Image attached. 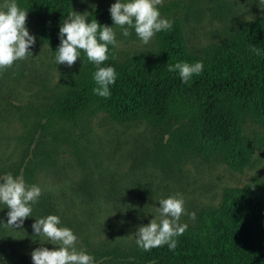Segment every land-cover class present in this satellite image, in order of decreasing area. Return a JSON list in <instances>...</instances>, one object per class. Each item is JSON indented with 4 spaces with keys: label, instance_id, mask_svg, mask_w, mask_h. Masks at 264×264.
I'll use <instances>...</instances> for the list:
<instances>
[{
    "label": "rangeland",
    "instance_id": "obj_1",
    "mask_svg": "<svg viewBox=\"0 0 264 264\" xmlns=\"http://www.w3.org/2000/svg\"><path fill=\"white\" fill-rule=\"evenodd\" d=\"M115 2L71 0V11L88 15ZM157 7L162 18L179 21L187 52L198 58L240 24L264 19V0H163ZM108 26L118 42L117 60L154 51L156 34L144 44L134 28L125 37L111 18ZM26 27L35 37L32 55L0 71V176H19L26 165V184L42 194L20 228L3 224L9 209L0 203V264H33L32 251L55 247L32 228L48 215H57L60 226L77 236V248L89 252L127 247L138 227L157 215L158 202L171 195L183 197L179 222L191 227L220 205L225 190L264 188V128L254 123L243 126L250 155L239 168L218 155L181 148L170 128L146 120L117 123L98 111L46 123L43 110L70 86L76 65L56 63L29 14Z\"/></svg>",
    "mask_w": 264,
    "mask_h": 264
},
{
    "label": "trees",
    "instance_id": "obj_2",
    "mask_svg": "<svg viewBox=\"0 0 264 264\" xmlns=\"http://www.w3.org/2000/svg\"><path fill=\"white\" fill-rule=\"evenodd\" d=\"M36 21L41 40L53 56L60 44L59 28L71 12V0H16ZM108 7L86 15L108 25ZM155 35V49L147 56L116 59L112 45L108 60L116 81L110 96L93 93L95 65L83 50L75 62L76 73L43 110L46 123L75 121L86 112H105L117 123L146 120L171 129L173 139L184 149L203 155H218L234 167L248 161L250 148L243 126L250 122L264 128V19L237 26L219 44L210 47L205 58L187 52L178 20ZM260 50L257 55L252 51ZM203 63V71L186 83L168 65ZM21 175L31 174L21 165ZM18 175V170L14 172ZM178 245L144 251L136 240L127 247H101L87 252L94 264H264V188H231L224 191L216 209L183 235Z\"/></svg>",
    "mask_w": 264,
    "mask_h": 264
},
{
    "label": "clouds",
    "instance_id": "obj_3",
    "mask_svg": "<svg viewBox=\"0 0 264 264\" xmlns=\"http://www.w3.org/2000/svg\"><path fill=\"white\" fill-rule=\"evenodd\" d=\"M163 0H116L109 9L114 26H119L122 35H130L129 28H134L142 43L148 44L158 32L169 30L171 22L162 18L158 10ZM87 13V12H86ZM71 11L62 20L59 28L60 44L55 60L57 64L69 67L80 57V51L86 54L96 70L93 79L97 85L93 93L101 97H109V86L116 81L115 69L101 66L108 60V46H118L113 27L100 25L97 20L88 22L87 16ZM28 11L21 9L16 0H4L0 5V71L11 68L17 60L32 55L29 50L35 44V37L26 27ZM252 51L259 55L260 50L253 47ZM203 63L187 62L169 64L168 71H178L183 82H187L194 74L203 71ZM42 194L39 186L26 184L22 175L11 173L0 176V203L6 205L10 227L20 228L25 219L31 216V205L37 202ZM155 209L157 215L147 225H141L134 233L136 244L144 251L167 245L175 250L178 241L175 237L183 235L187 224H181L180 217L185 214L184 199L177 193L161 199ZM196 219L195 213H188ZM57 215H48L35 219L32 225L34 236H44L55 247L36 248L31 253L33 264H94V257L83 249L77 248V236L68 227L60 226ZM43 245V244H42Z\"/></svg>",
    "mask_w": 264,
    "mask_h": 264
}]
</instances>
